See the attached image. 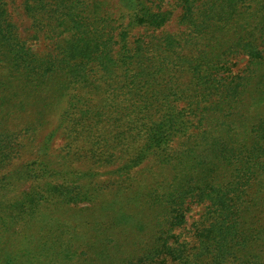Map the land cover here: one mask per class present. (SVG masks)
I'll list each match as a JSON object with an SVG mask.
<instances>
[{
	"label": "trees",
	"instance_id": "16d2710c",
	"mask_svg": "<svg viewBox=\"0 0 264 264\" xmlns=\"http://www.w3.org/2000/svg\"><path fill=\"white\" fill-rule=\"evenodd\" d=\"M113 1L0 0V264H264V0Z\"/></svg>",
	"mask_w": 264,
	"mask_h": 264
},
{
	"label": "rangeland",
	"instance_id": "374dc122",
	"mask_svg": "<svg viewBox=\"0 0 264 264\" xmlns=\"http://www.w3.org/2000/svg\"><path fill=\"white\" fill-rule=\"evenodd\" d=\"M6 5L7 12L12 20V22L16 25L17 31L20 37L26 41L29 48L37 55H43L45 53L50 52L52 48V44L48 40L37 34L31 27V22L27 18L24 12V1L25 0H3ZM107 3L114 7L113 0H105ZM173 14L171 16L170 23L163 27L160 31H167L170 33H177L181 30L179 24L177 23V18L180 14V10L178 8L173 9ZM263 51L264 57V45L260 47ZM245 66V60H242L241 57L237 59V66L235 67L236 71H241V69ZM63 103H56L54 107H50L49 111H46L42 114L39 125L38 122L35 121V125L37 127L35 141H33L32 145L38 144L41 140L44 139L46 134L51 131L57 123L58 113L63 109ZM9 127L13 128L12 125ZM64 140L60 136H56L51 145L54 150H58L63 146ZM31 145V144H30ZM33 146V148H34ZM26 157V156H23ZM17 161L11 163V165H15ZM80 166V165H78ZM114 167H107L100 169L101 172H107L108 170H112ZM142 169H139L141 171ZM108 173V172H107ZM110 178V175H104L102 177L103 180ZM29 183H25L20 185L17 189V193L25 190L28 187ZM188 211L186 212V218L183 225L177 227L174 230V238L173 240L177 243L185 242L187 244H192L194 242L193 231L195 226L198 225L199 217L204 210V205L196 202H189L187 204ZM171 264V263H169Z\"/></svg>",
	"mask_w": 264,
	"mask_h": 264
}]
</instances>
